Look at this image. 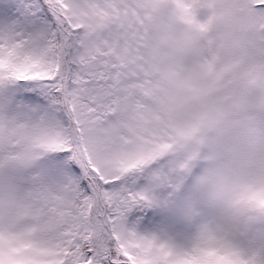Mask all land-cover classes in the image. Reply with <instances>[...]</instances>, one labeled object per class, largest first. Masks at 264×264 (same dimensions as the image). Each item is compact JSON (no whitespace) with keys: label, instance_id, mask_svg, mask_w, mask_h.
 <instances>
[{"label":"snow or ice","instance_id":"6c2138e0","mask_svg":"<svg viewBox=\"0 0 264 264\" xmlns=\"http://www.w3.org/2000/svg\"><path fill=\"white\" fill-rule=\"evenodd\" d=\"M0 264H264V0H0Z\"/></svg>","mask_w":264,"mask_h":264}]
</instances>
